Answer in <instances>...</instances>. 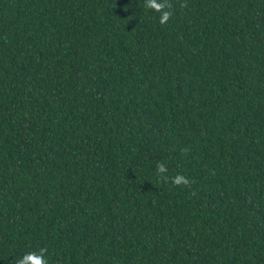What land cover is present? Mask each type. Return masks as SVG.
I'll use <instances>...</instances> for the list:
<instances>
[{
  "label": "trees",
  "instance_id": "1",
  "mask_svg": "<svg viewBox=\"0 0 264 264\" xmlns=\"http://www.w3.org/2000/svg\"><path fill=\"white\" fill-rule=\"evenodd\" d=\"M171 3L0 0V264H264V0Z\"/></svg>",
  "mask_w": 264,
  "mask_h": 264
},
{
  "label": "clouds",
  "instance_id": "2",
  "mask_svg": "<svg viewBox=\"0 0 264 264\" xmlns=\"http://www.w3.org/2000/svg\"><path fill=\"white\" fill-rule=\"evenodd\" d=\"M181 8L186 7V3H182ZM144 7L153 10L159 14V23L164 25L174 15V6L171 0H145ZM184 151H187L185 149ZM157 172L163 182H171L176 186H190L191 181L182 174H177L174 177L167 176L168 169L164 163L157 164ZM46 248H40L38 251H30L22 257L15 260V264H48L46 259Z\"/></svg>",
  "mask_w": 264,
  "mask_h": 264
}]
</instances>
